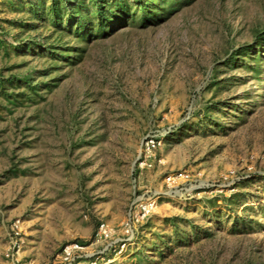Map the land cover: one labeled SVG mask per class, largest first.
Returning a JSON list of instances; mask_svg holds the SVG:
<instances>
[{"label": "rangeland", "instance_id": "obj_1", "mask_svg": "<svg viewBox=\"0 0 264 264\" xmlns=\"http://www.w3.org/2000/svg\"><path fill=\"white\" fill-rule=\"evenodd\" d=\"M15 220L34 264L100 224L95 264H264V0H0V264Z\"/></svg>", "mask_w": 264, "mask_h": 264}, {"label": "built area", "instance_id": "obj_2", "mask_svg": "<svg viewBox=\"0 0 264 264\" xmlns=\"http://www.w3.org/2000/svg\"><path fill=\"white\" fill-rule=\"evenodd\" d=\"M158 146L157 138L152 135H147L141 142V148L144 154H151L152 151ZM141 159V156L138 160ZM140 168L149 167L150 165L146 164L145 161L139 163ZM167 185V177L165 179ZM140 200V199H138ZM142 209L149 213L153 208V205L150 204L147 206H141ZM145 216V214H143ZM128 219L123 224V233L127 237L126 239H131L134 235V223L133 213H128ZM107 225L100 224L98 232L91 241L87 243H68L61 247L59 252L55 255L52 264H95V261L99 256L103 255L106 249L95 252L93 247L96 246L99 240L102 238H108L111 235L110 230L107 228ZM23 228L22 222L20 220H15L11 226L8 234V247L4 253L7 264H34L30 259H24L22 257V248L25 245V240L23 237Z\"/></svg>", "mask_w": 264, "mask_h": 264}, {"label": "trees", "instance_id": "obj_3", "mask_svg": "<svg viewBox=\"0 0 264 264\" xmlns=\"http://www.w3.org/2000/svg\"><path fill=\"white\" fill-rule=\"evenodd\" d=\"M147 5H149V3L147 4ZM118 22H119V24H121V23H124L125 22V20L123 19H120V18H118ZM114 24V23H113Z\"/></svg>", "mask_w": 264, "mask_h": 264}]
</instances>
